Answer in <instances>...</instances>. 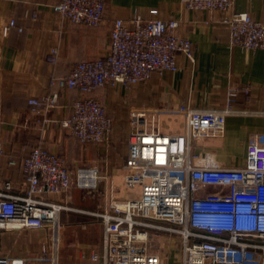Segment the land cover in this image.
Segmentation results:
<instances>
[{
    "label": "built area",
    "instance_id": "obj_1",
    "mask_svg": "<svg viewBox=\"0 0 264 264\" xmlns=\"http://www.w3.org/2000/svg\"><path fill=\"white\" fill-rule=\"evenodd\" d=\"M188 9L218 10L230 33V44L264 49V19L234 10V0H181ZM106 0H58L54 10L71 23L99 26ZM16 25L12 19L4 28ZM177 19L136 15L116 18L110 31V49L103 55L76 62L68 75L52 78L53 92L45 98L56 106L59 89H79L72 114L62 125L84 145L105 141L112 119L102 100L93 93L101 87L130 88L153 73L178 71V55L194 59L192 41L177 32ZM58 49L49 54L56 62ZM250 92L249 87H244ZM1 92V88H0ZM238 87L228 91L221 108L199 109L188 105L131 106L129 154L124 165V185L129 191L112 199L95 213L104 225L105 251L93 253L102 264H163L151 252V229L178 237L180 264H264V132L247 146L242 165L217 161L213 153L193 151L195 139L222 136L226 118L235 111ZM39 105L36 98L30 99ZM183 118L184 133L161 130L163 115ZM26 180L23 194L10 192L11 181L0 185V231L45 229L55 253L59 250L63 202L49 201V194L68 193L73 186L98 189V167L68 164L48 147L38 144L19 161ZM210 187H215L211 190ZM137 188V191L135 189ZM57 258L54 257V260ZM0 264H16V258L0 251Z\"/></svg>",
    "mask_w": 264,
    "mask_h": 264
},
{
    "label": "crops",
    "instance_id": "obj_2",
    "mask_svg": "<svg viewBox=\"0 0 264 264\" xmlns=\"http://www.w3.org/2000/svg\"><path fill=\"white\" fill-rule=\"evenodd\" d=\"M57 1L0 0L2 188L5 181H11L10 192L24 193L27 187L24 174L21 166L12 161H19L38 144L66 159L73 168L88 161L112 174L125 165L129 154V106L184 104L199 109L221 108L231 87H238L239 94L233 101L235 111L226 118L224 134L206 139L203 145L209 146L206 145L207 149L201 146L197 153H213L217 161L227 165L244 164L250 139L264 132V49L231 45L229 29L221 22L220 11L188 9L181 0H106L104 20L96 27L64 20L54 10ZM234 10L264 19V0H234ZM136 15L145 19H177L178 34L192 41L194 59L180 53L178 71L155 72L149 80L128 89L122 85L97 89L93 94L107 108L112 128L105 141L86 146L62 125L71 116L73 102L82 92L59 89L56 106L49 108L45 98L53 92L52 78L68 75L80 60L105 54L110 49L114 19L129 20ZM12 19L16 25L5 33V26ZM54 48L58 49L57 60L51 62L49 54ZM244 87H249L250 92H245ZM32 98L40 104H31ZM161 130L179 134L185 132L186 126L182 117L166 114L161 118ZM121 144L125 151L117 156ZM72 190L80 189L73 187L68 193L49 194L45 198L65 203ZM97 221L101 228L99 238L67 241L71 250L66 256L61 250L55 253L51 249L45 229H37L45 240L44 237L25 239L20 252L2 253L16 258V264H102L101 258L92 257L93 253L102 256L105 251L104 225L100 218ZM93 226L90 222L81 225L83 229L89 228L87 231H92ZM74 227L80 234L83 232L79 225ZM25 230L30 229L5 233L8 239L19 241L24 238Z\"/></svg>",
    "mask_w": 264,
    "mask_h": 264
},
{
    "label": "rangeland",
    "instance_id": "obj_3",
    "mask_svg": "<svg viewBox=\"0 0 264 264\" xmlns=\"http://www.w3.org/2000/svg\"><path fill=\"white\" fill-rule=\"evenodd\" d=\"M128 111L130 113V106ZM208 138L210 137L195 139L193 142V151L198 152L199 150H202L203 146V148L207 149L209 145L203 144ZM124 151L125 146L124 144H121L117 149V156H122ZM82 166L98 167L100 170L101 179L98 185V189L94 191L83 190L76 185L73 186L79 188L80 190H72V193L70 192L69 194V198L66 197L65 203L63 202L66 208L63 209L61 213V223L63 224V227L61 228L59 250H61L60 253L65 256L71 250L69 248V245L67 244V241L77 238L91 240H96L99 238V235L101 234V228L100 223L97 221L99 217L96 216L95 213L101 212L112 199V186L115 188V197L121 198L124 196L125 192L129 193V191L125 189L124 185V166L112 174L105 173L106 171H103L102 168H100L98 164H94V162L87 161L78 167ZM135 191H137V188L135 189ZM88 213H91L92 215L90 214V216ZM89 222L94 225L92 231H87L89 228L83 229L81 227L82 224H86ZM78 225L81 227V231H83L81 234L80 231H77L74 227ZM10 230L12 229H9V231ZM6 231L8 230L0 231V251L6 254L15 253V250L20 252L25 245V239H42L44 237V235H41V233H39L37 229H30L25 230L24 238L16 241L14 239H8V235L5 233ZM150 232L153 235L152 238L148 241L150 251L159 254L162 258L163 264H180L181 247L178 237L175 234L167 231L151 229ZM43 239L45 240V237ZM49 243L51 244V249H53L54 246L52 245L51 238H49Z\"/></svg>",
    "mask_w": 264,
    "mask_h": 264
}]
</instances>
